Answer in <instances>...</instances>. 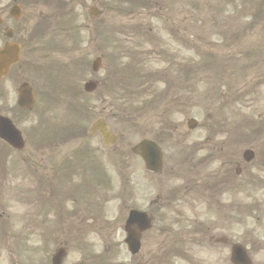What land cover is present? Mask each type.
Segmentation results:
<instances>
[{
  "label": "rangeland",
  "instance_id": "obj_1",
  "mask_svg": "<svg viewBox=\"0 0 264 264\" xmlns=\"http://www.w3.org/2000/svg\"><path fill=\"white\" fill-rule=\"evenodd\" d=\"M127 1L129 0H125V2ZM134 1L135 0H132V2ZM119 3L120 0H74L72 3V25H76L77 29V32H75L76 29L72 30V43H78L77 55L72 59V69L75 67V62L79 57L85 59V63H87L86 72L82 74L75 72V76L72 77V103L76 104V106L72 108V127L77 128L76 130L79 132L81 127L85 124L86 126L84 128H86L93 118L107 115L111 120L110 123L112 126H117L119 124L124 126L126 131L123 129L119 130H122L124 137V139H122V145L125 147H131L137 139L139 127L138 120L140 124L148 123L147 127L151 131L155 133L158 132L157 122L163 117V114L167 112L170 106H164V104L157 105V101L150 103L151 100L149 95L145 94V90L139 92L140 97L136 94L127 96L123 84L120 85L119 92H113L111 87L117 85L115 78L111 79L112 82L104 84L106 78L109 76V70L102 71L97 76V78L103 82V85L96 94L88 97L82 94L84 83L91 77V64L97 55L95 52L99 51L101 41L102 43L104 41V35L101 37L100 30V36H96L94 29H100L105 23L109 31L118 30L122 27H134L133 21L134 19L137 21L139 13H152L150 19L145 17L139 20L145 22L143 25H147L148 20L151 21L150 25L154 26L156 29L154 33L155 36H151L154 41L161 42L163 45L169 44L171 46L173 45V47H178L179 44L173 40V35L179 43L184 42L186 46L190 47L188 48L187 54L190 60L193 58L197 60L202 58L203 60L205 57L209 58L208 56L211 54L216 56L217 59H215V62H211L209 65L211 70L215 71L221 68L218 75L222 78H231H224L218 84H214V82V91L217 87L219 91L226 93L235 90H239L241 93H243L244 90L252 91L251 95L247 92L248 98L243 97L239 104L227 107L225 110L226 113H224L222 107L219 108L216 116L222 119L225 115H228L229 119L234 124H238L244 119L255 121L254 123L257 125H250L244 122L245 124L240 128L239 137H236L238 147L240 146V142L244 140L248 142L249 139L247 140V138L251 131L249 129H255L261 126L258 124L261 123V121L256 118L257 113L264 111V100L261 89V82L264 83V0H143L141 6H139L141 2L138 1L137 3L139 4L137 8L127 13V15L131 16L121 15L122 12L130 10L127 8L128 6L126 4L122 5L123 8H119ZM94 5H97L99 9L104 11L105 16L101 19L92 20L89 18L87 12L89 8ZM142 5H144L145 8L142 7ZM65 16V14H61V19H59V39L61 44L65 41L64 35L68 29L66 23L67 18L65 19ZM168 30L171 31V36ZM120 38L122 37L118 35L115 36V39L118 41ZM74 45L76 46V44ZM111 45L115 44L113 43ZM190 50L197 51L202 55L200 54L198 58L194 56ZM108 54L112 55V52L108 51ZM156 54H159L158 50ZM60 55L64 54L60 51L59 57ZM153 56L155 55H152V57ZM67 63H69L68 59L60 58V67H67ZM123 63L125 65L127 60H124ZM193 65L197 67L199 63ZM225 66L226 68H224ZM194 76L197 77V81H203L206 85L209 80H212L209 77L212 76L213 78L210 72L205 73L203 78L199 77L198 72H196ZM178 85L179 83L175 87L177 88ZM37 86L39 87L38 89L41 90V88L45 86L43 80H40ZM148 87L149 85L147 84L141 85L142 89ZM64 89L66 90L67 87ZM158 89L159 87L155 90H152V88L147 90L152 94V91ZM159 90L162 91L163 87ZM183 90L188 91L187 89ZM46 91H48V89H46ZM204 93H206V91L204 92L201 90L198 93H192L191 90L184 95L183 100L185 102L187 99L190 101L187 104L183 102L182 107L183 111L184 108L190 111L187 117L202 118L205 121V116L201 115L205 112L208 104L213 102V100L204 101ZM70 98L71 97L67 94L54 95V98H50L51 100L46 106V114L53 121L55 129L52 130L51 127H39L40 130H38L40 132L50 131L58 134L59 132L64 133L68 130L70 126ZM245 99L248 100L242 106V102ZM11 101L12 99L0 101V104L6 103L10 108L13 105L10 104ZM4 104H1L0 107L4 108ZM166 105H170V103L168 102ZM216 105L217 103H214V106ZM141 106L144 108L146 114L142 118L137 115V122H135L133 109L139 107L140 110ZM171 107L173 109L175 108L174 105ZM5 110L8 111L13 118L18 117L13 109ZM80 110L83 111V114ZM40 116L41 108L37 109L32 114L24 115V117H22L24 119L18 122L20 129H27L29 131L36 125L38 126ZM170 119H172L173 122L169 135H172V130L176 126H178V130L184 129L183 127L186 120L185 113L172 115ZM124 121L128 124H125ZM134 125L136 126L135 128ZM37 137L38 135L36 134V138ZM80 138L81 140L76 138L77 141H72V160L75 159L77 153H81L84 150V146L94 149L100 148L103 155L98 153L99 157L102 158L106 164L108 174L110 175L109 188L99 191L97 197L96 194L91 191H89L88 194L86 188H84L83 193H79V196H77L80 200V205L89 201L92 203L95 198H99V205L103 207L101 208L100 206V208L96 209L99 223H97L94 228H91L90 236H93L94 241L97 242V250L100 253H102L105 242L107 241H113L115 245H118L120 253L112 257L107 264H134L135 262L131 261L123 246V233L120 229L119 221L127 215V211L131 209L130 206L139 207V209L144 210L143 208L148 207L150 202L149 199L159 193H161L165 199L171 192L170 187L173 186V182L165 178L151 189V184L148 185V181L143 180V184L139 187L135 186L132 191L130 188L121 190L123 180L120 179L119 166L121 164L127 166L126 177L139 172V168L140 172H143L141 169L142 167H139L137 165L138 163L130 158L127 152H122L119 147L104 151L105 149L96 136L92 139H88L87 136L82 135ZM173 139H177L175 135H173ZM261 139H263V137ZM261 139L257 140L252 145H255L257 149L259 147L261 148L263 145ZM34 140L36 141L35 138H29L30 142ZM75 149L77 152H73ZM70 150L71 145H67L62 148V153L58 158H51L47 157L44 153H38L33 147L29 146L22 156L24 159L22 164L23 168L18 170L25 176L23 181L19 180L25 182L22 189H28L27 191L29 192L27 211L33 213V217H39L40 213L46 209V211L49 212L47 213L45 211V213H47L45 217L51 220L50 222H46L45 226L42 225L41 221L37 222L32 233H28V249L24 253V256H22L24 264H51L52 255L63 242H68V245H70L69 256L64 264H83L84 259L80 256L79 250H72V246L77 244V235H74L72 243V228L62 227V222H60L61 219V221L64 222L65 220L72 219V212H68L70 207H72V191H69L70 188L66 189L67 177L70 173L69 171L72 170V161L68 159ZM90 158L91 156L89 155V160ZM77 171L83 173L82 168L78 169L77 167ZM64 173H68V175ZM41 175L42 178H39L38 176ZM15 177L20 178V176L17 175H15ZM16 178L13 179V183ZM43 178L52 183L54 195L51 193V186L46 189L44 186L40 188ZM80 181V179L77 180V182ZM175 183L176 182H174V184ZM48 190L53 197L47 193ZM41 191H44L42 192L44 193L43 196L39 194ZM121 192H123V194H121ZM83 194L86 196L83 197ZM121 196L124 197L122 201L119 199ZM260 201V204L263 205L262 212L264 213V196H261ZM56 202H59L62 208L66 209L68 216L62 215L60 220L58 217H51L53 211L57 210V206L55 205ZM93 209L94 208H92V210ZM13 211H16V208H14ZM83 219V215L79 217L77 227L83 222ZM106 220L108 222H106ZM95 223L96 222H92V224ZM162 223L163 222L156 224L155 233L150 235L151 238L144 246L143 254L145 259L141 258L143 263H146V260H148L152 261L150 264H159L158 259L154 258V256L158 248L156 243L162 238V236H159V231L163 234ZM65 224H67V222H65ZM110 225H116V227H111ZM52 229L55 230L51 232ZM173 229L179 231L180 227L177 226ZM236 229L237 231L244 232L241 226H237ZM36 230L43 235L41 241L37 239ZM115 233H117V235H115ZM78 236L81 240L83 239L82 235ZM237 240H245V238L243 236H237ZM20 251L23 253L22 247H20ZM108 258L110 257L108 256ZM0 264L9 263L4 260L0 262Z\"/></svg>",
  "mask_w": 264,
  "mask_h": 264
},
{
  "label": "flooded vegetation",
  "instance_id": "obj_2",
  "mask_svg": "<svg viewBox=\"0 0 264 264\" xmlns=\"http://www.w3.org/2000/svg\"><path fill=\"white\" fill-rule=\"evenodd\" d=\"M55 2L70 4L72 0H0V49L8 43H18L20 48L13 57L11 55L12 64L9 63L6 76L0 79L3 98L14 93L12 99L17 100V91L22 84L33 86L46 77H58L60 57L54 34L59 31V15L47 5ZM35 4H46L50 11L39 8L36 12ZM69 45L72 86V16ZM0 114L4 113L0 110ZM228 136L229 139L224 140L190 142L193 139L186 133V148L198 149L201 158L185 167L181 205L156 201L151 204L156 210L168 206L180 209L185 258H199L203 264L210 263L204 262L205 258L214 257L222 264L230 263L231 249L236 242L237 179L246 175L239 182V190H245L253 180L252 171L257 168L244 161L242 156L237 157L235 141L230 134ZM257 249L259 253L264 251V243L259 242Z\"/></svg>",
  "mask_w": 264,
  "mask_h": 264
},
{
  "label": "water",
  "instance_id": "obj_3",
  "mask_svg": "<svg viewBox=\"0 0 264 264\" xmlns=\"http://www.w3.org/2000/svg\"><path fill=\"white\" fill-rule=\"evenodd\" d=\"M109 137H110V136H109ZM109 137H108V138H107V137H104L106 142H108V141H112V140H111L112 138H111V137L109 138ZM133 241H134V242L136 241V237L133 238ZM133 247H135V245H133ZM132 251H133V250H132Z\"/></svg>",
  "mask_w": 264,
  "mask_h": 264
}]
</instances>
